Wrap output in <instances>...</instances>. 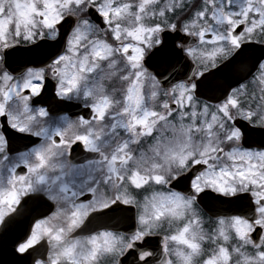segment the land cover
<instances>
[{
	"label": "snow or ice",
	"instance_id": "snow-or-ice-1",
	"mask_svg": "<svg viewBox=\"0 0 264 264\" xmlns=\"http://www.w3.org/2000/svg\"><path fill=\"white\" fill-rule=\"evenodd\" d=\"M33 199L25 264H264V0H0V223Z\"/></svg>",
	"mask_w": 264,
	"mask_h": 264
},
{
	"label": "water",
	"instance_id": "water-1",
	"mask_svg": "<svg viewBox=\"0 0 264 264\" xmlns=\"http://www.w3.org/2000/svg\"><path fill=\"white\" fill-rule=\"evenodd\" d=\"M175 35L176 34H168L167 39L171 41L172 39L175 38ZM16 57L17 59L24 57L23 60H26L29 58V53L21 52L17 54ZM214 83L215 81H213V84ZM50 93H51L50 91L47 92V97H49ZM44 95L45 94L43 93L41 97H44ZM208 95H218V93L215 92L214 88H210L208 91ZM41 97L39 98V100L49 105L53 109V111L63 109L66 105V103L57 104L54 97L45 98V99H42ZM21 140L23 142L25 139H21ZM215 203H216L217 208L227 209L229 207L227 204L221 205L219 204V202H215ZM205 210L208 212L207 208ZM23 215L24 216L20 214L14 215L11 220H8L7 223H4L3 226L1 227V230H0V264H25V259H24L23 254H18L16 251V245L27 233L32 219H29L27 221V218H26L27 213H24Z\"/></svg>",
	"mask_w": 264,
	"mask_h": 264
},
{
	"label": "flooded vegetation",
	"instance_id": "flooded-vegetation-1",
	"mask_svg": "<svg viewBox=\"0 0 264 264\" xmlns=\"http://www.w3.org/2000/svg\"><path fill=\"white\" fill-rule=\"evenodd\" d=\"M76 102H77V101H76ZM78 103H79V102H78ZM82 111H83V110H79V111H67V112H64V113H62V114H60V115H64V114L66 113V114L69 115V116H74V115L80 114ZM57 116H59V115H57ZM74 149L77 150V154H78V157H79V159H80V160H78V162H74V163H82L85 159H87V158L90 157V154H89V153L83 152L81 149L76 148L75 146H74ZM89 198H90V197H89ZM109 217H110V216H109ZM120 217L122 218V216H120ZM114 218H116V215H115ZM110 227H112V226H110ZM122 231H124V230H122ZM149 241H150V243H152V244H156V243H158V237H150V238H149Z\"/></svg>",
	"mask_w": 264,
	"mask_h": 264
}]
</instances>
